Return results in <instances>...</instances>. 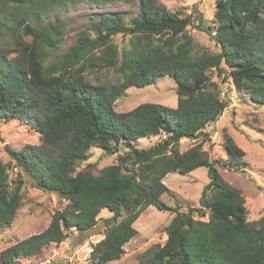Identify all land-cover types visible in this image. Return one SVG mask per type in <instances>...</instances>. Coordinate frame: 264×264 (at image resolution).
<instances>
[{
    "label": "trees",
    "instance_id": "obj_1",
    "mask_svg": "<svg viewBox=\"0 0 264 264\" xmlns=\"http://www.w3.org/2000/svg\"><path fill=\"white\" fill-rule=\"evenodd\" d=\"M79 1L106 5L134 0H0V117L25 119L42 141L39 147L7 151L35 187L68 201L44 231L2 251L0 264L35 256L64 242L73 229L92 230L104 209L113 215L105 220V238L94 247L92 259L96 264L119 260L138 234L134 224L149 207L176 215L166 227L165 244L148 250L144 264H264V216L248 222L245 197L221 176L219 160H211L202 144L180 151L183 139L196 140L227 108L210 79L213 68L264 104V0H216L218 54L194 53L187 32L191 17L181 18L158 0H138L132 18L121 12L93 16L92 32H81L77 44L60 56L66 26L58 16L53 24L45 22L55 9ZM198 27L211 34L202 18ZM120 34L129 36L121 59L112 38ZM7 36L15 39L12 48ZM108 68L121 73L117 85L93 84L86 76ZM165 76L176 82L175 108L144 103L130 112L115 110L129 88L149 86ZM161 132L166 139L153 147L133 146ZM224 141L228 166L248 167L232 136L226 134ZM94 146L110 154L123 148L125 153L98 174L95 164L77 172ZM198 168H206L210 180L199 199L201 208L183 213L169 207L162 200L169 193L164 179ZM23 185L22 179L9 185L8 165L0 160V225H12ZM195 211L208 220L195 219Z\"/></svg>",
    "mask_w": 264,
    "mask_h": 264
},
{
    "label": "rangeland",
    "instance_id": "obj_2",
    "mask_svg": "<svg viewBox=\"0 0 264 264\" xmlns=\"http://www.w3.org/2000/svg\"><path fill=\"white\" fill-rule=\"evenodd\" d=\"M171 12L181 18L191 17L192 23L187 26V32L194 42V53L207 52L218 54L221 47L217 44L215 36L216 0H158ZM138 0L133 3L119 1L113 4L97 5L88 1H79L68 6L55 9L45 24H53L57 16L66 26L61 43L60 56L68 52L77 44V38L83 31L92 32L91 24L97 14L104 12H121L126 18H132L138 12ZM202 18L204 24L212 27L211 34L198 27ZM22 27L18 31L20 33ZM21 35V34H20ZM24 37V35H21ZM95 37V35H93ZM114 43L119 48V58H122V49L128 44L129 36H113ZM24 40H30L24 37ZM5 41L12 44L15 39L7 36ZM222 67L230 73V68L222 63ZM87 78L93 84L108 86L117 85L122 78L117 69L108 68L97 72H87ZM210 79L216 82L222 100L227 103L220 119L207 126L196 140L183 139L180 142V151H186L197 144H202L203 149L209 153L211 160H219L217 168L221 176L233 187L239 189L246 199L248 222H255L264 216V104L255 102L244 90H238L232 79L225 77L215 68L209 73ZM144 103H156L175 108L178 103L176 82L168 76L159 77L154 84L145 87H131L126 94L115 102V110L120 113L130 112ZM232 136L236 144L245 152V162L248 167L235 169L228 166L227 153L224 145L225 135ZM164 132L160 136L141 138L133 146L145 149L153 147L164 139ZM41 135L25 119L13 118L6 120L0 117V160L8 165L9 185L13 187L17 180L24 181L22 189V203L11 226L0 225V255L2 251L17 242L41 233L51 223L52 217L58 210L66 208L68 201L60 195L47 192L35 187L34 181L11 158L7 148L21 151L28 146H41ZM120 149L117 154H110L99 147H92L89 160L81 161L77 165V172L85 169L89 164L94 165V174H98L106 166L118 163V156L124 154ZM210 182L207 169L198 168L189 175L179 172L169 174L164 183L169 188V193L162 200L172 209L187 213L191 209L201 208L199 199ZM108 209H104L98 216L97 225L86 233L76 229L68 232L67 239L60 244H52L41 253L17 259L19 263H29L41 260H51V264H96L92 259L94 247L105 238L107 225L106 219L112 217ZM176 214L174 210L161 211L149 207L134 224L138 234L125 245V252L119 260L108 264H144L145 253L158 246H163L167 240L166 227ZM197 220L202 218L199 211L194 212Z\"/></svg>",
    "mask_w": 264,
    "mask_h": 264
},
{
    "label": "built area",
    "instance_id": "obj_3",
    "mask_svg": "<svg viewBox=\"0 0 264 264\" xmlns=\"http://www.w3.org/2000/svg\"><path fill=\"white\" fill-rule=\"evenodd\" d=\"M164 139H166V136L164 134ZM17 264H51V260H41V261H35V262H29V263H19L17 262Z\"/></svg>",
    "mask_w": 264,
    "mask_h": 264
}]
</instances>
